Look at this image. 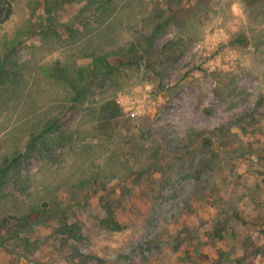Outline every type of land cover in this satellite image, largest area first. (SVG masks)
<instances>
[{
    "label": "rangeland",
    "instance_id": "374dc122",
    "mask_svg": "<svg viewBox=\"0 0 264 264\" xmlns=\"http://www.w3.org/2000/svg\"><path fill=\"white\" fill-rule=\"evenodd\" d=\"M11 2L0 264H264V0Z\"/></svg>",
    "mask_w": 264,
    "mask_h": 264
},
{
    "label": "trees",
    "instance_id": "16d2710c",
    "mask_svg": "<svg viewBox=\"0 0 264 264\" xmlns=\"http://www.w3.org/2000/svg\"><path fill=\"white\" fill-rule=\"evenodd\" d=\"M11 1L12 0H0V13H2L5 10L7 15H8V13H10L12 11V2ZM118 61L120 62V64H125V66H132V65L139 63L138 59H121V58H118ZM111 68H113V67H111ZM16 160H17V158H13V160L6 166L4 171L1 170L0 173L4 174L9 169L15 167L14 164H15ZM109 221H111V220L106 219V220H104V223L109 222ZM113 223H114L115 229H121L119 222L114 221ZM79 231H80V226L77 223L74 224V223L64 222L63 225L59 226V228L57 229V234L60 233L62 235H67V237H69L73 240H80L82 235H80ZM74 255H73V257L75 258L77 256H83L84 254L81 253L80 251H77L76 254H74Z\"/></svg>",
    "mask_w": 264,
    "mask_h": 264
}]
</instances>
